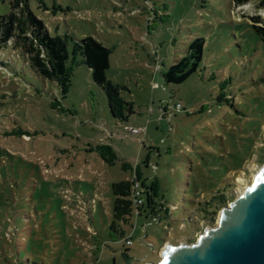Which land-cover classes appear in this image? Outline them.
Here are the masks:
<instances>
[{"label":"rangeland","instance_id":"obj_1","mask_svg":"<svg viewBox=\"0 0 264 264\" xmlns=\"http://www.w3.org/2000/svg\"><path fill=\"white\" fill-rule=\"evenodd\" d=\"M9 2L0 0V15ZM29 6L67 41L70 71L56 83L16 59L0 66V264H157L168 244L197 243L221 213L208 223L200 203L227 188L230 204L264 165V45L252 28V18L264 21V0ZM88 36L111 52L107 77L122 87L124 119L77 49ZM196 38L206 40L201 69L181 85L165 83ZM18 130L30 136L8 135ZM98 145L118 160H102ZM125 163L139 167L147 187L158 179L167 205L146 195L150 212L139 216ZM165 207L171 221L158 222Z\"/></svg>","mask_w":264,"mask_h":264},{"label":"trees","instance_id":"obj_2","mask_svg":"<svg viewBox=\"0 0 264 264\" xmlns=\"http://www.w3.org/2000/svg\"><path fill=\"white\" fill-rule=\"evenodd\" d=\"M252 0H233L234 6L241 7ZM10 12L0 15V66L5 69L7 62L14 59L27 67L39 79L49 82L59 83L69 76L70 53L68 43L65 38L56 36L53 38L46 24L39 19L29 6V0H10ZM255 25L252 28L264 45V28L258 24H264L260 17L252 18ZM206 40L196 38L188 48L186 55L170 66L164 73L163 79L167 84L181 85L195 75L204 61V50ZM84 58L86 66L91 70L94 83L106 94L109 107L114 117L124 119L123 110L128 104L120 97V85H115L107 77V72L111 66V52L95 38L88 36L81 40L77 47ZM6 57V60L2 58ZM60 105L59 102H52L53 109ZM60 111H65L60 108ZM10 136H30L21 130L9 133ZM102 160L115 162L118 160L114 149L109 145H98L94 148ZM124 170H131L132 177L136 175L138 181H142L143 176L139 167L135 170L129 164L123 165ZM150 193L155 199L166 204L161 194V185L158 179L151 181ZM227 188L219 190L211 198L206 199L199 205V212L206 222L215 221L219 212L228 206L229 199L226 196ZM167 205V204H166ZM171 208L165 207L159 213V222H170ZM150 212L148 202L140 209V215H147ZM20 223L13 227L19 231ZM11 228V227H9ZM23 230V229H22ZM14 236V235H13ZM127 246V245H126Z\"/></svg>","mask_w":264,"mask_h":264},{"label":"water","instance_id":"obj_3","mask_svg":"<svg viewBox=\"0 0 264 264\" xmlns=\"http://www.w3.org/2000/svg\"><path fill=\"white\" fill-rule=\"evenodd\" d=\"M157 264H264V165L216 227L195 244H168Z\"/></svg>","mask_w":264,"mask_h":264},{"label":"built area","instance_id":"obj_4","mask_svg":"<svg viewBox=\"0 0 264 264\" xmlns=\"http://www.w3.org/2000/svg\"><path fill=\"white\" fill-rule=\"evenodd\" d=\"M177 108L180 109V107H177ZM131 132L134 134H137L139 133V130L131 129ZM131 188H132L133 202L138 208L137 212L140 215V209L145 204L146 195L150 193V190H149V187H147L145 184H141V181L137 180L136 175L133 176ZM125 243L128 247H132L133 246V236L131 235L127 239H125Z\"/></svg>","mask_w":264,"mask_h":264}]
</instances>
